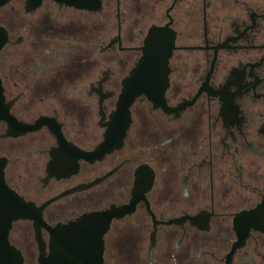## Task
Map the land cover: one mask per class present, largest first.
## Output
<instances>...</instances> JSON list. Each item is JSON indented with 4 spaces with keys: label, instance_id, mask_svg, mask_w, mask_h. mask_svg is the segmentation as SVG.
<instances>
[{
    "label": "flooded vegetation",
    "instance_id": "flooded-vegetation-1",
    "mask_svg": "<svg viewBox=\"0 0 264 264\" xmlns=\"http://www.w3.org/2000/svg\"><path fill=\"white\" fill-rule=\"evenodd\" d=\"M151 30L172 36L163 96L115 123ZM0 166L39 211L7 230L20 264L90 213L95 264H264V227L235 225L264 223V0H4Z\"/></svg>",
    "mask_w": 264,
    "mask_h": 264
},
{
    "label": "water",
    "instance_id": "water-1",
    "mask_svg": "<svg viewBox=\"0 0 264 264\" xmlns=\"http://www.w3.org/2000/svg\"><path fill=\"white\" fill-rule=\"evenodd\" d=\"M4 0H0L2 4ZM172 48V36L169 32L150 31L143 54L130 75L123 80L116 110L112 117L115 123L129 121V105L133 99L144 94L154 103L158 102L167 84V58ZM106 145V144H105ZM102 146V150L106 147ZM261 206L242 211L235 218V225L250 227L263 226L256 218L262 211ZM96 213L84 214L78 220L68 224H57L54 228L47 227L50 232V253L45 257L44 242L35 235L38 242V262L40 264H95L98 249H101L100 232L92 222ZM33 204L25 202L8 188L2 176L0 166V264H20L22 258L18 250L9 245L7 230L12 220L16 218L38 219ZM35 223L38 227L43 222Z\"/></svg>",
    "mask_w": 264,
    "mask_h": 264
}]
</instances>
